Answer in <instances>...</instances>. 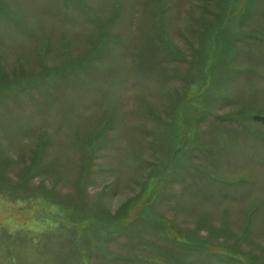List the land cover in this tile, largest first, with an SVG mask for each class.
I'll return each mask as SVG.
<instances>
[{
	"label": "rangeland",
	"instance_id": "1",
	"mask_svg": "<svg viewBox=\"0 0 264 264\" xmlns=\"http://www.w3.org/2000/svg\"><path fill=\"white\" fill-rule=\"evenodd\" d=\"M0 264H264V0H0Z\"/></svg>",
	"mask_w": 264,
	"mask_h": 264
}]
</instances>
